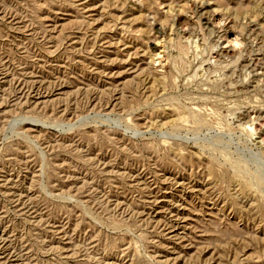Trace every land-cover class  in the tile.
I'll return each mask as SVG.
<instances>
[{
	"label": "rangeland",
	"instance_id": "1",
	"mask_svg": "<svg viewBox=\"0 0 264 264\" xmlns=\"http://www.w3.org/2000/svg\"><path fill=\"white\" fill-rule=\"evenodd\" d=\"M0 264H264V0H0Z\"/></svg>",
	"mask_w": 264,
	"mask_h": 264
}]
</instances>
